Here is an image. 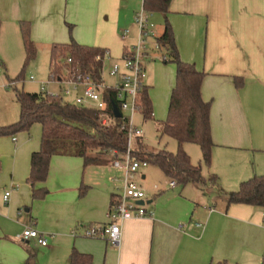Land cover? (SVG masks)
Listing matches in <instances>:
<instances>
[{"label": "crops", "instance_id": "1", "mask_svg": "<svg viewBox=\"0 0 264 264\" xmlns=\"http://www.w3.org/2000/svg\"><path fill=\"white\" fill-rule=\"evenodd\" d=\"M134 1L0 0V59L24 60L19 23L27 22L37 54L46 50L49 61L53 46L70 42L71 26L69 35L77 44L104 50L108 63L117 62L135 26L129 14ZM167 18L181 61L204 74L201 97L210 103L213 142L210 166L199 159L193 163L186 144L183 149L193 165H200L205 183L170 187L161 172L159 183L149 188L142 182L152 174L140 168L135 181L146 192L145 207L152 215L121 222L119 242L111 245L81 235L83 227L108 224L109 204L120 187L110 179L121 177L111 156L88 165L77 156H52L45 182L35 185L47 194L35 201L27 179L40 142L0 140L7 143L5 151L0 146V264H25L32 245L39 248L35 264H69L72 249L91 255L92 264H262L264 210L228 205L226 194L264 175V0H172ZM150 23L162 27L159 35L154 32L160 37L161 15L154 13ZM121 29L129 32L124 39ZM26 228L45 236L47 246L21 242Z\"/></svg>", "mask_w": 264, "mask_h": 264}, {"label": "trees", "instance_id": "2", "mask_svg": "<svg viewBox=\"0 0 264 264\" xmlns=\"http://www.w3.org/2000/svg\"><path fill=\"white\" fill-rule=\"evenodd\" d=\"M171 1L143 0L142 9L144 12L160 14L163 17V33L156 42L159 49L165 51L169 58V61L163 59V63L170 62L176 69L168 114L161 125L160 134L175 140L177 150L174 153L164 149L157 152H131V155L140 163L158 168L165 177L183 187L189 183H205L200 165L195 166L191 163L183 146L197 145L201 152V162L209 167L213 142L210 129V103L205 102L201 97L204 74L193 64L184 63L180 59L174 33L167 18ZM19 30L25 54L24 70L26 65L36 59L37 49L30 37V24L20 22ZM70 31L71 26H69ZM59 52L64 53L62 60L71 58L74 65L91 74L94 81L99 82L102 64L95 61V57L103 54L104 50L79 45L72 39L66 45L53 46L50 52L49 78L60 70L55 66ZM7 81L9 85L21 82L22 73L14 80L7 79ZM240 85L241 82L235 80V86ZM148 91L149 87L142 85L139 92L140 114L144 121L153 118ZM14 96L19 105V119L10 125L0 126V137H13L21 132H29L35 124L41 126L40 148L31 155L30 173L27 179L32 188V199L35 201L44 198L47 194L45 189H35V185L45 182L52 156L73 155L82 158L84 165H88L99 163L101 155L113 154L117 157L127 151L125 118L122 115L116 118L113 114V106L120 113V104L116 100L114 90L107 89L102 92L101 110L65 104L60 99L40 92L26 93L15 89ZM104 119L105 125L102 124ZM134 142L137 145L142 144L141 138H137ZM94 151L97 156L89 157L88 154ZM210 181L215 183L216 178L212 176ZM82 190H85V187ZM82 190L80 194L84 195ZM226 195L228 205H248L264 210V175L253 176L241 182L236 191ZM34 256V252L29 251L25 264H35ZM69 264H92V257L72 249Z\"/></svg>", "mask_w": 264, "mask_h": 264}, {"label": "built area", "instance_id": "3", "mask_svg": "<svg viewBox=\"0 0 264 264\" xmlns=\"http://www.w3.org/2000/svg\"><path fill=\"white\" fill-rule=\"evenodd\" d=\"M134 24L137 28L135 43L125 49L119 61L111 63L108 67L107 75L112 80L110 85L105 83V69L110 61L109 53L106 51L95 57V61L102 64L99 82L94 81L91 74L74 65L71 58L64 60L60 58V62L55 61V66L58 68L61 65V73H55L46 83H40V93L44 95L60 99L65 104L95 110L103 108L102 92L104 90L111 89L116 92L120 113L125 118L127 151L122 157L113 155L112 167L121 173V177H113L110 181L119 182L120 187H117V192L109 204L106 214L108 224L83 227L81 233L84 238L105 239L111 245H117L119 242L121 222L152 215V212L147 211L145 207L147 194L135 181L138 170L146 167L147 164L135 160L130 155V147L132 142L143 136L142 130L134 124V116L140 113L139 92L147 77L145 59L148 57V45L153 42L154 48L160 49L156 42L158 37L152 29L153 25L143 9L135 15ZM128 33L124 31L122 38H126ZM30 80L34 81V78L31 77ZM69 98H72L73 102L70 103ZM102 124H106L105 119ZM169 186H176V182L170 181ZM9 195V192L4 194V203L8 201ZM262 216L264 218V213ZM195 226L201 227L200 224H195ZM77 235L78 230H75L73 236ZM18 239L21 242L34 240L41 247L47 246V238L34 228L24 229Z\"/></svg>", "mask_w": 264, "mask_h": 264}, {"label": "rangeland", "instance_id": "4", "mask_svg": "<svg viewBox=\"0 0 264 264\" xmlns=\"http://www.w3.org/2000/svg\"><path fill=\"white\" fill-rule=\"evenodd\" d=\"M141 3L142 1L140 2L139 0H135L134 3L132 4L131 13H129L131 14L132 18H134V15L142 10ZM145 13L149 16L151 21V18L153 17L154 13L153 14L147 12ZM152 29L154 32H156L157 35H159V33L162 32L161 26H156L153 24ZM124 30L125 29H123L122 32ZM71 31H72V27H71ZM71 31L69 33H71ZM129 31H131L132 34H129L127 37L128 39H127V46H125L126 48H130L131 45L135 43V39L137 37L136 26L130 27ZM69 33H68L69 40L70 38L73 40V37L71 36V34L69 35ZM57 54H58L57 62H60V58H63L64 53L59 52ZM148 56L152 57V59L151 60L145 59L146 75L148 76V80L145 81L149 83L148 94L152 103L153 118L152 120L144 121L140 113L134 116V124L136 125L137 128L142 130L143 136L141 138V143H142L141 145H137L136 142H132L130 147V152L132 153L157 152L159 150L164 149L174 153L177 150L176 141L167 136H161L160 128L162 123L165 122L168 114V106L172 92L171 85L174 83L175 80V70H176L175 65L170 62H167L166 64L163 63V59L169 61V58L167 57L165 51L156 50L153 46V42H151L148 45ZM23 64H24V60L20 62L12 59L8 62H3L0 59V123H7L12 120H15L14 122H12L15 123L19 119V105L16 102L14 96L15 89L18 91L22 90L26 93H39L40 83H46L49 80V52H47L46 50L39 52L36 56V59L30 62L28 65H26L24 70H23ZM109 65H111V63L110 64L108 63V66L105 69L106 85H110L112 83V80L107 75V72L109 70L108 67H110ZM60 67L61 65H59L58 68L60 69ZM61 69L57 72V74L61 73ZM21 73H22V81L16 82L14 83V85H9L7 79L14 80ZM31 77L34 78V81L30 80ZM48 89L52 90V88H48ZM68 101L70 103L73 102L72 98H69ZM6 125H0V126H6ZM13 137H15L18 140V142H21L25 138L31 143L39 144L41 138L40 126L38 124H35L30 128L29 132H21L14 135ZM11 138L12 137H0V140L5 141L9 139V141H11ZM6 144L7 143L0 144L1 149L3 151H5ZM185 146L186 149L188 150V153L190 154L192 162L196 164L197 159H199L201 163L202 157L199 147L194 144H186ZM88 156L89 157L97 156L96 151L90 152ZM103 156H104L103 158H108L111 156L112 160L114 159L113 154H104ZM122 156L123 155H119L118 157H122ZM144 171L149 172V174L152 175H148L146 181L142 182V184H149V188H151L152 185L159 183L158 182L159 178L157 174H161V171L158 168L151 165H147ZM135 180L139 182L137 176ZM22 216H25L23 210H22ZM74 231L75 230L72 231V236ZM31 249H33L32 252L34 253L37 252V250H39L37 246H33V245Z\"/></svg>", "mask_w": 264, "mask_h": 264}, {"label": "water", "instance_id": "5", "mask_svg": "<svg viewBox=\"0 0 264 264\" xmlns=\"http://www.w3.org/2000/svg\"><path fill=\"white\" fill-rule=\"evenodd\" d=\"M113 114L116 118L121 117V114L119 113V111L117 110V108L115 106H113ZM140 204H143V202H140Z\"/></svg>", "mask_w": 264, "mask_h": 264}]
</instances>
